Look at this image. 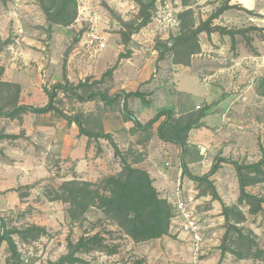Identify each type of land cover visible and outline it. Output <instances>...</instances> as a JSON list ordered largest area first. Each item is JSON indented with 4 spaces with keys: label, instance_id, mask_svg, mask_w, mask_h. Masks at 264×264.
<instances>
[{
    "label": "rangeland",
    "instance_id": "obj_1",
    "mask_svg": "<svg viewBox=\"0 0 264 264\" xmlns=\"http://www.w3.org/2000/svg\"><path fill=\"white\" fill-rule=\"evenodd\" d=\"M189 3L193 14L187 17L186 22L197 24L223 1L189 0ZM139 7L136 0H77L75 19L70 24L61 25L50 23L40 0H0V64L4 66L10 57L15 56L10 46H22L24 49L12 61L15 65L10 67L8 73V78L12 81L2 79L5 84L0 87V109L8 112L22 104L44 105L48 102L46 89L52 90L59 82L66 83V78L73 85L86 81L87 86L76 90L83 95L92 90L103 91L111 96L119 91H144L150 103H144L135 96L128 99V109L143 124L160 107L178 109L176 114L179 121L186 120V115L190 112L200 110L198 105L205 108L200 93L205 90L211 79L208 76L213 71L232 64L230 48L225 49L224 53L210 50L201 55L195 54L191 57L190 69L185 65L186 70L181 68L183 64L174 63L172 54L159 60L157 41L168 40L171 35L180 32L179 14L188 7L182 4V0H158L152 21L126 42L121 34L126 28L121 19H134ZM234 12L238 14V21L232 27H244L248 24L245 10L238 8ZM222 22L228 25L233 23L228 22L227 18H222ZM22 27L24 32H20ZM22 33L28 34L33 39L32 42L25 43ZM93 33L104 36L106 47L102 50L96 42L91 41ZM242 36L247 37L245 34ZM204 42L208 43V40L204 39ZM193 59L199 65L198 69L192 67ZM113 66V74L103 76ZM255 74L257 84L263 76ZM177 78L180 79L179 83ZM99 79H102L100 83H94ZM74 93L72 90L59 89L56 105L69 115L79 114L87 129L109 132L120 138L123 146L128 147L125 154L122 152V156L132 165L136 166L133 163L135 160L145 158L143 154L146 153V145L157 134L160 121L152 128L140 129L126 119L122 98L113 105H106L99 98L82 101ZM247 97L244 100L247 103L246 109L236 110V115H232L222 126L221 133L202 132L201 137L212 142L211 148L207 143H202L204 148L192 144L189 142L190 133L188 134L185 162L191 173L206 176L218 157L240 163H254L263 157L264 97L259 95L255 87L248 91ZM22 114L24 113L15 117H0V184L4 189L0 199L9 202V192L15 191L24 204L15 208L0 207V215L10 228L26 229L33 225L46 228V234L38 236L29 234L22 237L14 234L25 264H51L68 251L69 239L76 242L83 235L99 231L108 245H115L116 251L83 252L79 254L83 262L77 264H196L190 235L183 231L180 219L172 218L167 235L137 242L101 208L91 207L80 219L73 220L69 212L70 204L53 200L55 191L66 180H86L101 186L106 176L122 170L118 171V164L123 168L121 157L115 155L109 140L90 138L95 143L98 154L103 153L102 156H107L108 159L115 156L117 159L118 164L107 175L103 171L101 176H96L93 180L79 178L74 163L61 157L50 163H43L50 172L45 171V176L36 178L31 174L27 180L22 177L34 169L35 162L44 160L41 157H46L48 152V145L41 142L37 144L30 136H26V130L21 125L33 122ZM205 117L203 121L206 120ZM41 120L44 125L57 124L58 121H65L69 126L71 124L56 112ZM103 144L114 153L113 156L108 155ZM133 144L142 145L144 150L140 151ZM158 146L163 155L160 157L159 167L175 179V183L171 189L165 187L159 191L155 187L172 204L173 213L176 210L175 202L182 199L189 209L194 210L204 227V249L197 258L198 264H264V202L261 209L253 212L248 203L239 201V181L235 166L223 162L209 176V180L195 181L184 176L181 150L176 144L159 142ZM166 161L170 162L171 167L165 164ZM178 171L182 174V179L176 175ZM250 174L256 177V182L248 185L247 191L264 198V169L260 173ZM214 188L221 201L228 206L229 223L226 222L222 202L213 198ZM229 225L236 229L231 226V234L226 242L228 250L223 251V238ZM258 250L262 251L261 257L255 255ZM9 255L8 244L4 243L0 249V264H7Z\"/></svg>",
    "mask_w": 264,
    "mask_h": 264
},
{
    "label": "trees",
    "instance_id": "obj_2",
    "mask_svg": "<svg viewBox=\"0 0 264 264\" xmlns=\"http://www.w3.org/2000/svg\"><path fill=\"white\" fill-rule=\"evenodd\" d=\"M136 1L140 6L137 16L130 21L121 19L122 24L126 27L121 31V34L123 40L126 42L131 40L133 34L138 33L152 21L153 10L156 8L158 0ZM229 1L225 0L207 18H201L197 24L194 22L190 24L186 21L187 17L193 14L191 5L189 0H182V4L188 8L179 14L181 22L180 32L176 35H171L168 40L157 41L156 49L159 52V60L165 58L168 54H172L174 63L189 66L191 65V57L202 51L200 43V34L202 32H206L209 36L213 32H219L221 35H229L234 41L237 34L244 35L249 30L258 29L256 26L228 28L215 23V20L230 8H242L248 13H252V11L237 4L231 5ZM40 4L50 23L67 25L75 19L77 0H40ZM114 70L115 66L109 68L103 76L112 75ZM4 72L5 68L0 64V87L5 84L2 80ZM101 81L102 79L95 80L94 83H100ZM70 84L72 83L66 78V83L59 82L53 86L52 90L46 89L48 102L42 106L22 104L15 106L8 112L0 109V117H15L18 114L27 112L38 114L56 112L69 123H76L81 135L95 139L105 138L111 142L115 155L120 156L123 162V168L119 173L106 176L102 180L101 186L86 180L71 179L62 182L57 188L58 190L55 191L53 200L69 203V212L73 220L80 219L91 207H98L109 218L114 220L133 240L141 242L158 239L167 235L171 228L174 213L172 204L160 195L149 172L146 169L132 165L122 156V151L111 133L87 129L79 114L69 115L56 105L55 99L59 89L65 91L72 90L82 101L99 98L106 105H113L122 98L125 117L128 121H132L136 127L146 130L152 128L160 121L157 128L158 137L165 142L174 143L180 148L184 175L195 181H205L209 180V176L214 174L223 162L232 163L235 166L239 181V201L248 203L252 207L253 212L262 208L264 198L250 193L246 188L248 185L256 182V177H253L250 173H260L263 171L264 155L259 161L254 163H240L229 158L218 157L213 162L212 168L206 176L200 177L190 172L185 162V153L188 148V134L193 128L199 127L202 124V119L207 114V107H199L200 110L197 112H190L186 115V120L184 121H179L176 108L160 107L156 109L155 115L143 124L135 113L128 109V99L135 96L140 98L144 103H150L151 101L147 99V93L144 91L139 89L129 92L119 91L111 96L103 91L92 90L87 95H83L76 90L87 86L88 83L86 81H80L77 85ZM257 90L259 95L264 97V76L258 80ZM209 182L210 184L212 183L211 181ZM212 195L216 200H222L215 188ZM222 204L226 222L229 223L228 206L223 202ZM231 226L229 225L223 238V251L228 250L226 242L231 234ZM232 228L235 227L232 226ZM46 232V228L39 225L29 226L26 229L10 228L7 221L0 215V249L4 243H7L10 249V255L6 259L7 264H25L22 259V253L18 249L14 239V234L17 233L25 237L29 234L38 236L46 234ZM91 250L108 251L110 253L116 251L115 245H108L105 242L104 236L99 231L92 235H83L76 242L69 239L68 251L61 255L58 260L51 262V264H77L83 262L79 254ZM261 254L262 251L258 250L255 255L261 257Z\"/></svg>",
    "mask_w": 264,
    "mask_h": 264
},
{
    "label": "crops",
    "instance_id": "obj_3",
    "mask_svg": "<svg viewBox=\"0 0 264 264\" xmlns=\"http://www.w3.org/2000/svg\"><path fill=\"white\" fill-rule=\"evenodd\" d=\"M222 1L224 2L225 0ZM229 3L231 5L237 4L252 11V13L246 11L247 17L245 18L248 20V24L244 27H232V24H235L238 21V14L234 12V10L238 8H230L226 10L215 20V23L228 28L256 26L258 29H254L255 33H253V30L246 32V38H244L242 34H237L234 41L229 35H221L219 32H213L210 36L206 32L200 34L202 51L198 55L210 50L224 53V50L228 47L232 54V64L225 68L222 67L218 71H213V73L208 76L211 77V79L207 82L205 90L200 93L204 102L203 104L207 107L206 120L203 121L202 119V124L199 127L193 128L189 132V142L202 146V148H204L202 143H207V146L210 148L213 146L210 140L205 141L201 137L202 132L207 133V131H219V133H221L222 126L229 121L232 115H236V110L240 108L246 109L247 103H245L244 100L248 98V91L253 89V87L257 88L255 73L264 76V0H230ZM222 18H227L228 22L233 23L228 25L222 22ZM1 19L2 16L0 15V21ZM20 32H24L23 27L20 28ZM21 35L22 40H26L25 43L32 42L33 39L30 38L28 34L22 33ZM204 39H207L208 43H205ZM9 48L13 49L15 56L10 57L9 62L4 65L5 72L2 78L4 81H12L11 78H8L10 67L15 65L12 61L16 58V54L19 53V51H24L22 46H10ZM195 61V59L192 60V67L198 69L197 67L199 65L195 63ZM189 66H186L187 69H190ZM181 68L186 70L185 65ZM179 80L180 79L177 80V83H179ZM198 106L202 107L201 105ZM214 109H216V111ZM190 110L192 111L193 109ZM51 114L52 112L44 114L28 112L22 114L24 118H30L33 122H31L32 124L25 123L21 125V127L26 130V136H30L29 138L37 142V144L38 142H41L48 145L46 157H41L44 160H41L40 163L35 162L34 169L27 172L26 175H22V177L27 180L31 174L36 178L45 176V171L47 172L48 170L49 172V168H46L48 166H44V164L50 163L53 159L61 157L65 158L67 162L74 163L79 178L82 177V179L93 180L96 176H101L103 171H105L104 175L109 174V170L117 163V159L113 156L114 153L103 144L102 146L103 148H106L108 155L113 157L112 159H108L107 156H102L103 153L98 154L95 143L91 142L88 136L79 133V128L76 123H71L69 126L65 121H58L57 124L53 123L50 125H44L40 122L44 116ZM35 120L36 123L34 122ZM216 127H220V129ZM113 138L119 145L121 151L125 154L128 147H124L122 140L116 135H113ZM159 142L171 144V142H165L161 140L157 134H154L152 140L146 145V153L143 154L145 158L143 160H133V163H135L136 166L146 169L153 179L154 185L159 191H161V189L165 187L169 189L173 188V184L175 183L173 180L175 179H172L166 171L159 167L160 157H163L159 150ZM132 146L140 148V151L144 150L143 146L140 144H133ZM160 146L163 147V145ZM139 158L142 159L141 156ZM167 163L170 162L166 161L165 164L168 165ZM118 165L120 166L118 171H120L122 168L120 164ZM176 175L180 176L182 179L180 171H178ZM21 182L23 181L21 180ZM2 187L3 186L0 184V196H3L1 192H4ZM8 199L9 202L0 199V207H2V209L15 208L16 206H23L24 204L19 194L15 191L9 192ZM23 199H26V197Z\"/></svg>",
    "mask_w": 264,
    "mask_h": 264
},
{
    "label": "built area",
    "instance_id": "obj_4",
    "mask_svg": "<svg viewBox=\"0 0 264 264\" xmlns=\"http://www.w3.org/2000/svg\"><path fill=\"white\" fill-rule=\"evenodd\" d=\"M92 42H96L99 49H103L106 47V42L103 35L99 33H93ZM200 106H198L199 108ZM170 165V163H167ZM176 210L173 216L174 219H180L182 222V229L184 232L190 235V240L192 242V247L195 252V263L198 264V256L203 252L204 249V227L200 222V219L196 216L194 210L189 209L188 205L182 200L178 199V201L174 204Z\"/></svg>",
    "mask_w": 264,
    "mask_h": 264
}]
</instances>
